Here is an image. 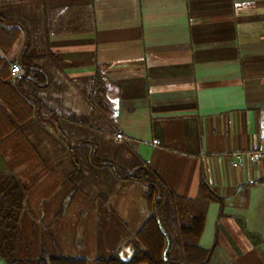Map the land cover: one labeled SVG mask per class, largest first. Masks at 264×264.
Instances as JSON below:
<instances>
[{
	"label": "crops",
	"instance_id": "0c3cea01",
	"mask_svg": "<svg viewBox=\"0 0 264 264\" xmlns=\"http://www.w3.org/2000/svg\"><path fill=\"white\" fill-rule=\"evenodd\" d=\"M4 2L0 13L24 25L11 64L27 50L30 75H39L30 77L39 112L7 139L29 144L37 135L39 154L52 152L42 137L54 154L69 158L70 167L44 158L29 165H39L33 176L41 179L66 173H56L57 188L40 198L41 217L64 180H86L92 196L75 207L83 189L72 183L56 218L70 207L92 212L95 185L121 179L124 190L112 198L98 193L97 219L100 205L113 211L127 243L128 198H138L140 215L148 212L144 185L124 176L138 160L182 198L196 197L203 174L217 197L198 240L202 249L213 247L207 264H264V163L234 167L228 160L230 152L264 145V0ZM5 171L0 168L12 173Z\"/></svg>",
	"mask_w": 264,
	"mask_h": 264
},
{
	"label": "trees",
	"instance_id": "16d2710c",
	"mask_svg": "<svg viewBox=\"0 0 264 264\" xmlns=\"http://www.w3.org/2000/svg\"><path fill=\"white\" fill-rule=\"evenodd\" d=\"M23 26L21 20L0 13V144L29 124L39 112L37 86L30 80V77L39 80V75H30L33 65L25 53L27 50L20 54L16 64L22 73L12 76L9 68V54L24 32ZM124 176L144 185L143 197L151 214L128 241L130 257L122 259L118 231L123 223L113 211L108 212L100 205L97 244L101 249L114 250V255H98L88 261L63 257L52 234L45 241L40 224L25 212L30 185L13 173L0 174V260L4 264H207L213 247L202 249L198 240L208 205L217 197L203 174L193 199L174 195L138 160Z\"/></svg>",
	"mask_w": 264,
	"mask_h": 264
},
{
	"label": "rangeland",
	"instance_id": "374dc122",
	"mask_svg": "<svg viewBox=\"0 0 264 264\" xmlns=\"http://www.w3.org/2000/svg\"><path fill=\"white\" fill-rule=\"evenodd\" d=\"M4 4L7 5L6 0H4ZM34 1V0H33ZM24 0H20V5L22 6ZM29 3V1H28ZM11 64V63H10ZM38 136H44L43 134H39ZM14 137V136H13ZM37 135L34 137L35 141L39 140L36 138ZM26 140L29 141L28 143H23L24 140L21 137H16V139L8 140L7 138L0 144V168L6 170L5 172H11L19 176V179L21 182L30 185V195L28 198V205L27 208H25V212H28L32 216L34 220L40 226L42 227V231L44 232L43 239L45 241L49 240V234H52V236L57 241L58 245L62 249V256L68 259H85L88 261L94 260L98 255H114V250H106L101 249V247H98L97 240H98V233L96 232L97 228H95V224L97 223V204L100 202V198L98 197V193L105 191V193L108 194L109 197L112 196L113 192H117L119 190H124V186H120L118 180H115L113 183L111 181L108 182V180H105L103 183L98 184L97 182H93L95 187L93 188L95 194V210H92V212L86 213L83 211H80L79 214L73 211V207H70L69 210L65 213V215L60 217H55V211L58 209H63L65 206V200H67L68 196H66V191H69L70 186H75L77 188L83 189V194H79L78 192L75 194V196L79 197V202L74 203L73 205L75 207H80L81 203L86 204L88 202L86 198V193L89 194L88 197L92 196L90 194L91 190L88 186V190L86 188V180L83 182L74 183L73 185L70 182H66L64 180V184L59 185L61 186L60 189H58L57 194H53L52 201L47 204H45L43 210H45V216L41 217L39 211H40V204L39 200L43 197H49L52 194L47 196V192L54 187V189L57 188V186H53L52 180H55L56 173L58 175H61L62 177L66 174L63 171L58 170L55 174H52V176H49L48 178L41 179V176H39V173L37 176L35 173L38 171V166H35L32 170H29V165L34 164L35 162H39L40 158H44L45 162L51 163V164H60L63 162L64 165L69 163V158L67 154L64 155H56L54 154V144L48 142L47 139H44L41 137V140H43V143L46 142V145L49 146V150L52 149V152L49 154H39V146H37V143L30 138H27ZM13 144L11 145L10 144ZM17 143V144H16ZM16 144V145H15ZM34 145L33 148L31 145ZM26 164V167H22ZM67 167H70L69 165H66ZM22 167L23 169L19 171V168ZM27 168V169H25ZM59 169V167H57ZM18 169V171H16ZM68 173V172H67ZM33 176V177H31ZM101 177V174H100ZM60 182V181H59ZM71 185H70V184ZM90 181L88 182V185H90ZM49 188V189H48ZM119 189V190H118ZM47 191V192H46ZM128 191V190H127ZM134 191V190H133ZM68 193V192H67ZM112 193V194H111ZM112 198V197H111ZM86 199V200H85ZM128 205L131 208L129 215L130 220H126L125 222L129 225L128 232V241H131L133 236L130 237V235H133L135 231L138 229V220L140 217V223L142 224L149 216L150 209L147 206L148 212L146 214L140 215L138 210V198L135 195H131L128 198ZM145 203V202H144ZM127 205L126 203H124ZM123 204V205H124ZM61 206V207H60ZM96 216V217H95ZM95 217V218H94ZM140 224V225H141ZM133 233V234H131ZM130 237V238H129ZM126 240V241H127ZM122 242L120 244V257L122 259H128L130 257L131 253V244L130 242Z\"/></svg>",
	"mask_w": 264,
	"mask_h": 264
},
{
	"label": "built area",
	"instance_id": "2783aa9c",
	"mask_svg": "<svg viewBox=\"0 0 264 264\" xmlns=\"http://www.w3.org/2000/svg\"><path fill=\"white\" fill-rule=\"evenodd\" d=\"M10 73L12 76L19 74V68L16 64H10ZM118 140L124 139V136L120 133L115 134ZM156 143V141L154 142ZM228 160L231 166H239L244 160H248L251 163H264V145H259L256 149L248 150L246 152L233 151L228 154Z\"/></svg>",
	"mask_w": 264,
	"mask_h": 264
},
{
	"label": "water",
	"instance_id": "95a60500",
	"mask_svg": "<svg viewBox=\"0 0 264 264\" xmlns=\"http://www.w3.org/2000/svg\"><path fill=\"white\" fill-rule=\"evenodd\" d=\"M0 264H4V263L0 260Z\"/></svg>",
	"mask_w": 264,
	"mask_h": 264
}]
</instances>
